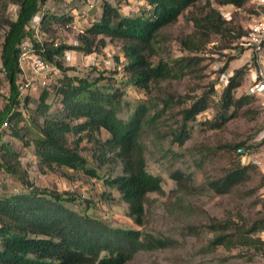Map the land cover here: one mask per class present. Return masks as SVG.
Wrapping results in <instances>:
<instances>
[{
  "label": "rangeland",
  "instance_id": "374dc122",
  "mask_svg": "<svg viewBox=\"0 0 264 264\" xmlns=\"http://www.w3.org/2000/svg\"><path fill=\"white\" fill-rule=\"evenodd\" d=\"M105 0H45L38 14L27 26L29 32L20 44L19 84L22 112L21 133L31 140L38 131L33 124V110L41 92L48 88L52 112L63 109L61 96L56 87L64 77V70L51 63L52 71L37 73L31 56L39 55L35 41L55 40L57 43L80 45V36L102 17ZM124 15H140L146 11V0H108ZM223 0H199L185 10L178 19L161 30L157 53L153 61L160 59L172 62L181 56H197L199 65L194 72L181 78L152 83L149 91L134 85L130 73L124 70L127 63L122 43L109 38L107 45L98 52L84 53L68 49L61 56L66 74L102 78L100 85L108 90H119L122 107L119 114L130 115L126 109L146 102L154 104L155 119L145 127L141 135L150 173L161 179L162 190L149 192L144 201L143 223L131 216L130 204L116 186L108 183L109 176L122 174V163L111 152L110 160H95V150L109 138L103 129L96 133L97 142L84 139L80 144L83 155L96 167L99 176L84 170L66 167L49 169L42 167L35 154L34 145L13 135L12 122L0 129V162L3 143H8L20 153L22 170L26 172L29 185L7 172L0 165V195H13L39 188L45 192H57L73 200L64 204L80 214L98 218L113 228H137L149 233L167 245L153 250H140L126 264H264V246H242L228 249L223 245H210L216 236L211 224L213 218L239 222L245 216L249 222L264 217V110L260 98L228 111L222 127H213L209 122L220 116L221 98L229 79L243 70L242 85L235 91L237 98L249 94L254 83L256 54L245 37L253 24L264 21V0H249L243 6ZM208 2L222 11L228 30L212 33L208 42L198 51H189L181 40L195 32L191 19L193 13H202ZM20 6L9 0H0V115L8 104L11 93L10 81L3 63V48L11 26L18 18ZM46 12L72 16L67 23H53L50 30L43 28L42 17ZM84 29L85 32L80 30ZM241 32H243L242 35ZM92 54V55H91ZM89 55V56H88ZM40 56V55H39ZM49 62V61H48ZM173 96V102L165 108L164 100ZM201 97L209 101V108L189 122V134L183 143L176 135L182 125V109L191 106ZM182 98V99H180ZM179 100H182L180 102ZM164 109L158 115L155 109ZM82 134H85L83 132ZM77 135H71L75 140ZM244 143L243 152L234 145ZM96 146L95 148L91 146ZM232 146V147H231ZM254 163L258 166L252 179L240 190L228 194L217 193L209 180L218 176L234 162ZM1 164V163H0ZM183 175L180 183L175 174ZM263 184V185H262ZM264 238V231L257 233Z\"/></svg>",
  "mask_w": 264,
  "mask_h": 264
},
{
  "label": "trees",
  "instance_id": "16d2710c",
  "mask_svg": "<svg viewBox=\"0 0 264 264\" xmlns=\"http://www.w3.org/2000/svg\"><path fill=\"white\" fill-rule=\"evenodd\" d=\"M20 6L18 18L10 22L3 48V63L10 81V95L5 110L0 115V129L12 122L13 135L33 144L35 154L42 167L56 169L66 167L84 170L99 176L96 167L89 166L90 160L83 155L80 144L84 139L97 142L96 133L105 129L109 138L101 148L95 150L93 158L102 162L110 160L111 152L122 163L123 172L109 176L107 181L116 186L124 199L130 204V213L135 221L143 223L144 201L149 192L162 190L161 179L148 171L147 159L141 135L156 116L152 114L154 104L142 102L130 106L129 116L119 114L122 107L119 90H108L99 83L102 78L90 80L87 77H74L66 74L61 56L68 49L84 53L100 51L108 43V38L122 43L127 59L124 70L130 73L134 85L149 91L152 83L161 80L181 78L195 71L200 59L197 56H181L172 62L160 59L153 61L157 53V42L161 30L199 0H146V11L140 15H124L117 6L108 0L103 2L102 17L91 24L80 36V45L35 41L37 53L45 60L64 70L65 75L56 87L61 96L63 109L52 112L48 102L50 90L45 88L33 110V124L38 133L31 140L21 133L22 112L21 90L18 82L21 67L19 63L20 44L29 33L27 26L38 14L45 0H9ZM249 0H223L222 4L232 3L243 6ZM196 30L185 36L181 42L189 51L200 50L212 33L228 30L227 20L222 11L207 4L205 11L193 13ZM72 16L46 12L42 17L43 28L50 30L53 23H67ZM241 32L240 35H242ZM243 70L230 77L221 98L224 110L218 118L209 123L222 127L227 114L233 108H241L256 98L246 94L237 98L235 91L242 85ZM173 96L164 100L166 109L173 102ZM182 99V98H180ZM182 102V100H179ZM209 101L201 97L191 106L184 107L182 125L176 135L183 143L189 134V122L209 108ZM164 109H155L160 114ZM85 132V134H82ZM71 135H77L70 140ZM95 148L96 146H91ZM232 147V146H231ZM237 152L245 148L244 143L234 145ZM1 166L9 173L19 177L24 185H29L26 172L22 170L20 153L8 143H3ZM254 163L234 162L218 176L209 180V185L220 194L240 190L257 171ZM180 183L183 175L175 174ZM263 185V184H262ZM57 192H45L33 188L28 192L13 195H0V264H126L140 250H153L163 247L165 241L137 228H113L98 218L83 215L64 204L73 200ZM239 222L233 218L217 220L211 226L216 236L212 247L223 245L228 249L242 246H264V238L257 233L264 231V217L249 222L241 215Z\"/></svg>",
  "mask_w": 264,
  "mask_h": 264
},
{
  "label": "built area",
  "instance_id": "2783aa9c",
  "mask_svg": "<svg viewBox=\"0 0 264 264\" xmlns=\"http://www.w3.org/2000/svg\"><path fill=\"white\" fill-rule=\"evenodd\" d=\"M85 32L84 29L80 30ZM246 41L252 46L256 54L255 78L254 83L250 88L249 94L260 98L264 110V21L251 25ZM92 55V54H91ZM89 56V55H88ZM33 59V67L35 72L46 73L54 69L51 62H48L39 55L31 56Z\"/></svg>",
  "mask_w": 264,
  "mask_h": 264
},
{
  "label": "water",
  "instance_id": "95a60500",
  "mask_svg": "<svg viewBox=\"0 0 264 264\" xmlns=\"http://www.w3.org/2000/svg\"><path fill=\"white\" fill-rule=\"evenodd\" d=\"M240 151H241V152H243V151H244V149H240Z\"/></svg>",
  "mask_w": 264,
  "mask_h": 264
},
{
  "label": "crops",
  "instance_id": "0c3cea01",
  "mask_svg": "<svg viewBox=\"0 0 264 264\" xmlns=\"http://www.w3.org/2000/svg\"><path fill=\"white\" fill-rule=\"evenodd\" d=\"M263 57H264V52H263Z\"/></svg>",
  "mask_w": 264,
  "mask_h": 264
}]
</instances>
